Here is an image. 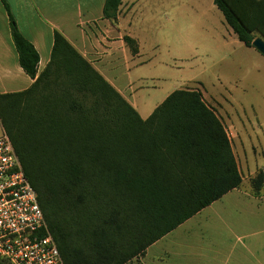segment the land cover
<instances>
[{"label":"trees","instance_id":"1","mask_svg":"<svg viewBox=\"0 0 264 264\" xmlns=\"http://www.w3.org/2000/svg\"><path fill=\"white\" fill-rule=\"evenodd\" d=\"M213 2L244 46L264 39V0ZM3 3L20 66L35 82L0 94V122L65 264H128L242 186L231 138L200 90L173 92L143 119L58 30L38 75L40 55ZM122 4L106 0L114 25ZM124 41L140 53L136 39ZM251 187L261 194L263 171Z\"/></svg>","mask_w":264,"mask_h":264},{"label":"crops","instance_id":"2","mask_svg":"<svg viewBox=\"0 0 264 264\" xmlns=\"http://www.w3.org/2000/svg\"><path fill=\"white\" fill-rule=\"evenodd\" d=\"M20 31L40 55L38 75L51 61L55 30L100 72L136 109L132 89L134 56L124 37L174 10L182 0H123L117 25L104 15L106 0H5ZM133 38V37H132ZM35 80L20 66L8 11L0 0V94L22 92ZM137 103V102H136ZM143 119L151 116L143 103ZM128 264H264V195L235 189L150 246Z\"/></svg>","mask_w":264,"mask_h":264},{"label":"rangeland","instance_id":"3","mask_svg":"<svg viewBox=\"0 0 264 264\" xmlns=\"http://www.w3.org/2000/svg\"><path fill=\"white\" fill-rule=\"evenodd\" d=\"M152 15L132 32L144 62L133 70L136 110L141 103L154 110L177 90H200L231 138L240 190L253 194L251 181L264 172V56L239 41L213 0H182Z\"/></svg>","mask_w":264,"mask_h":264},{"label":"built area","instance_id":"4","mask_svg":"<svg viewBox=\"0 0 264 264\" xmlns=\"http://www.w3.org/2000/svg\"><path fill=\"white\" fill-rule=\"evenodd\" d=\"M0 264H65L5 131L0 135Z\"/></svg>","mask_w":264,"mask_h":264},{"label":"water","instance_id":"5","mask_svg":"<svg viewBox=\"0 0 264 264\" xmlns=\"http://www.w3.org/2000/svg\"><path fill=\"white\" fill-rule=\"evenodd\" d=\"M254 48L264 56V39L258 36L253 42Z\"/></svg>","mask_w":264,"mask_h":264}]
</instances>
